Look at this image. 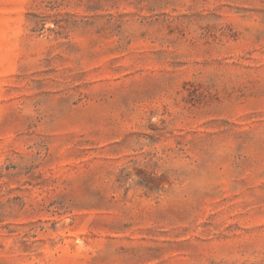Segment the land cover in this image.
<instances>
[{
  "label": "rangeland",
  "instance_id": "374dc122",
  "mask_svg": "<svg viewBox=\"0 0 264 264\" xmlns=\"http://www.w3.org/2000/svg\"><path fill=\"white\" fill-rule=\"evenodd\" d=\"M0 264H264V0H0Z\"/></svg>",
  "mask_w": 264,
  "mask_h": 264
}]
</instances>
